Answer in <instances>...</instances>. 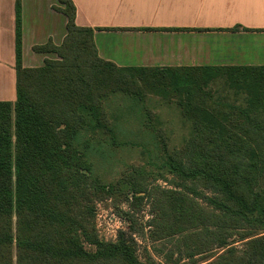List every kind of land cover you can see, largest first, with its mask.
<instances>
[{"label":"trees","instance_id":"trees-1","mask_svg":"<svg viewBox=\"0 0 264 264\" xmlns=\"http://www.w3.org/2000/svg\"><path fill=\"white\" fill-rule=\"evenodd\" d=\"M57 1L67 35L60 46L34 48L58 57L39 68L23 66L16 3L17 98L0 102V264H158L141 261L125 235L101 241L94 226L97 199L116 190L121 202L154 195L144 172L101 185L80 142L90 124L113 134L107 101L120 94L144 102L142 88L171 90L192 124L180 149H163L172 188L155 194L150 234L172 245L155 250L163 264H264V67L119 68L100 58L94 30L77 25L73 0ZM220 74L246 83V107L215 100L210 83Z\"/></svg>","mask_w":264,"mask_h":264},{"label":"crops","instance_id":"crops-1","mask_svg":"<svg viewBox=\"0 0 264 264\" xmlns=\"http://www.w3.org/2000/svg\"><path fill=\"white\" fill-rule=\"evenodd\" d=\"M73 2L100 58L119 68L264 67V0ZM16 3L0 0V102L17 98ZM56 7L57 0H21L25 68L58 59L34 51L66 37L67 18Z\"/></svg>","mask_w":264,"mask_h":264},{"label":"rangeland","instance_id":"rangeland-1","mask_svg":"<svg viewBox=\"0 0 264 264\" xmlns=\"http://www.w3.org/2000/svg\"><path fill=\"white\" fill-rule=\"evenodd\" d=\"M218 76L210 83L211 89L208 88L212 90L215 100L246 107L248 93L240 89L246 83H231V79L241 77L238 74ZM142 92L146 95L144 102L120 94L112 96L106 105L114 133L95 130L92 128L94 124H90L80 137V142L87 145V161L92 166V178L101 185L117 184L136 168L144 172L148 190L154 192V195L146 196L143 201L131 198L129 202H121L124 197L119 190L110 197L97 199L94 226L101 241L116 243L125 235L136 244L141 261L147 262L151 257L158 264H163L165 259L155 250L167 253L165 249H172V245L153 242L150 235L157 210L155 194L160 189L172 188L164 179L167 174L160 167L165 151L180 149L190 138L192 124L182 116L180 108L173 102L176 97L171 90L142 88ZM126 213L132 218L129 219ZM233 239L238 240V236ZM235 245L241 249L243 247L241 242ZM87 248L94 250L90 246Z\"/></svg>","mask_w":264,"mask_h":264}]
</instances>
